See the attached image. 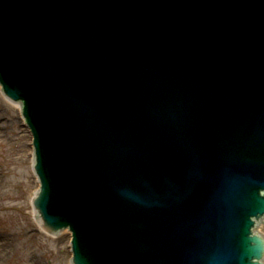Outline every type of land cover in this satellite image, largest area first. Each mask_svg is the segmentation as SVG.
I'll return each mask as SVG.
<instances>
[{"label":"water","instance_id":"obj_1","mask_svg":"<svg viewBox=\"0 0 264 264\" xmlns=\"http://www.w3.org/2000/svg\"><path fill=\"white\" fill-rule=\"evenodd\" d=\"M0 82L75 264H264V0H0Z\"/></svg>","mask_w":264,"mask_h":264},{"label":"rangeland","instance_id":"obj_2","mask_svg":"<svg viewBox=\"0 0 264 264\" xmlns=\"http://www.w3.org/2000/svg\"><path fill=\"white\" fill-rule=\"evenodd\" d=\"M3 97L0 85V249L8 239L11 244L0 264H71V233L43 230L33 216L39 183L32 169V135ZM260 230L264 233V226Z\"/></svg>","mask_w":264,"mask_h":264},{"label":"bare ground","instance_id":"obj_3","mask_svg":"<svg viewBox=\"0 0 264 264\" xmlns=\"http://www.w3.org/2000/svg\"><path fill=\"white\" fill-rule=\"evenodd\" d=\"M3 99L5 100V102L7 104H9V106H12L14 108H16L18 110V112L22 113V103H19L18 101L17 102H12L11 100H8L5 96L3 97ZM20 136V135H19ZM22 157L25 156V151L24 149L22 148V153H21ZM35 158V157H34ZM34 158H32V168L34 166ZM36 193V192H35ZM34 193V194H35ZM34 195H32V198H33ZM33 216L35 217V219L37 220V222L39 223L40 226H42V222H41V219H40V215L37 214V212L34 210L33 212ZM264 226V221L260 223L259 225V230L260 228ZM43 228V226H42ZM62 233V232H60ZM57 234V233H56ZM59 234V233H58ZM2 243V242H1ZM3 247H1L0 249V254L2 253L4 256L9 252V247H11V244H10V239H8L7 241H5V243H3ZM1 254V256L3 257V255Z\"/></svg>","mask_w":264,"mask_h":264}]
</instances>
